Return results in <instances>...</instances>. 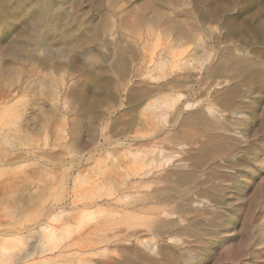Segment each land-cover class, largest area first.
<instances>
[{"label": "rangeland", "instance_id": "rangeland-1", "mask_svg": "<svg viewBox=\"0 0 264 264\" xmlns=\"http://www.w3.org/2000/svg\"><path fill=\"white\" fill-rule=\"evenodd\" d=\"M1 10L0 264H264V0Z\"/></svg>", "mask_w": 264, "mask_h": 264}, {"label": "bare ground", "instance_id": "bare-ground-1", "mask_svg": "<svg viewBox=\"0 0 264 264\" xmlns=\"http://www.w3.org/2000/svg\"><path fill=\"white\" fill-rule=\"evenodd\" d=\"M8 1L9 0H2V2H0V10L2 9V7L5 8L6 10ZM47 8L50 9L49 6H47ZM46 15H47L46 8L40 7L39 9H37L33 15V18L29 20V22L27 23V27L24 28L25 29L24 33L23 31H20L21 33L16 37L13 43L8 47L7 52L10 53L11 55H16L17 53H19L22 49V43L26 39V35H28V33L30 32H36V31L39 32L43 29V22H44V18H46ZM1 22L2 21L0 18V23ZM261 27L264 28V23L261 24Z\"/></svg>", "mask_w": 264, "mask_h": 264}]
</instances>
